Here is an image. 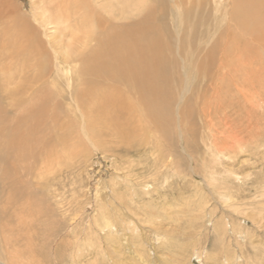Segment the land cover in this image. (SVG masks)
I'll return each mask as SVG.
<instances>
[{
	"label": "bare ground",
	"instance_id": "bare-ground-1",
	"mask_svg": "<svg viewBox=\"0 0 264 264\" xmlns=\"http://www.w3.org/2000/svg\"><path fill=\"white\" fill-rule=\"evenodd\" d=\"M221 1L220 15L207 24V0H171V5H164V0H30V14L14 0H0V216L13 220V230H22L27 223L34 226L35 218L45 216L47 179L54 159L64 165L79 154L87 156L89 148L108 151L116 163L110 184L115 201L124 183H131L135 196L138 183L143 191L152 188L146 180L133 181L145 174L148 163L124 167L128 163L124 157L146 156L150 171L178 165L174 146L165 151L160 139L174 137L178 126L182 133L194 136L195 115L209 125L211 138L221 130L222 135L211 143L216 156L236 144L241 153L251 145L259 148L263 133L239 135L243 128L234 129L229 102H238L243 94L245 101L263 107L256 88H250L249 94L244 85L239 88V76L242 84L250 81V74L264 84L260 72L264 71V0ZM215 3L218 10L220 5ZM133 4L136 9L131 8ZM181 6V11H187L179 13ZM169 10L174 11L178 28L165 39ZM192 17L189 35L178 37L184 30L181 22ZM247 51L262 61L261 67H239ZM242 60L251 65V60ZM227 80L232 88H224ZM230 96L232 101H227ZM95 197L100 205L95 232L107 233L110 240L118 231L109 213H116L117 207L100 193ZM126 207L131 209L128 203ZM2 210L12 212L9 216ZM134 225L124 220L122 230ZM86 234L82 231L80 237ZM88 240L81 244L76 263L93 254L87 264H96L102 245ZM124 240L129 242L128 237ZM116 243L109 244L114 253L122 254Z\"/></svg>",
	"mask_w": 264,
	"mask_h": 264
},
{
	"label": "rangeland",
	"instance_id": "rangeland-1",
	"mask_svg": "<svg viewBox=\"0 0 264 264\" xmlns=\"http://www.w3.org/2000/svg\"><path fill=\"white\" fill-rule=\"evenodd\" d=\"M14 1L23 5L22 10L26 13L31 11L30 0ZM209 1L207 0L204 11L208 18L205 17L207 24L213 22L214 15H220L222 11L221 0H216L220 5L218 10L215 0ZM171 3V0H164V5ZM136 7V4L131 5V8ZM179 9V13L187 11L185 8L181 11L182 6ZM133 13L137 14L138 11L134 10ZM175 18L174 11L169 10L164 19L167 32L165 39L169 34L174 35L177 32L178 21ZM192 18L181 22L184 30L177 34L178 37L189 35L191 23L195 20ZM10 37L12 38V35ZM203 40H206V37ZM204 42L202 41L203 44ZM251 54L254 53L247 51L242 55V59L247 58L248 61L253 58L251 65L240 58V68L261 67L262 61ZM260 72L264 75L263 70ZM252 78L250 74V81L242 84L239 76V88L244 85L243 88L248 89L247 93L256 88V92L261 93L259 97L264 101V84ZM227 82L224 85L226 89L232 86L230 81ZM239 97L238 102H229L232 103L229 116H235L231 120L234 129H246L247 131L241 129L239 132V135L244 137L252 132L253 135L263 133L264 136V102L260 103L263 106L261 109L259 104L253 105L245 101L243 94H239ZM226 100L232 101L231 96ZM236 116H239L238 119ZM194 117V136L190 132L182 133L178 126L174 129V137L160 139L165 151L174 146L172 152L180 159L178 165L160 166L158 170L150 171L148 165L151 162H147L146 156L129 154L124 157L123 162H128L122 163L124 167L130 163H138V167L140 162L148 163L145 174H138L141 177L133 181L146 180L152 184V188L147 189V192L143 191L138 183L139 185L134 187L138 192L136 196L132 195L129 189L131 183H124L116 200L112 199L110 184L114 179H111V174L116 163L113 158L108 157V151L106 155L89 148L90 153L87 156H74L68 161L70 165L66 162L64 165L58 164L54 159L50 164L51 170L47 179L49 191L45 216L35 218L34 226H31V223L25 224L22 230L17 227L13 230V220L0 216V264H87L93 254L84 256L82 261L78 258L80 263H76L74 259L81 255V244L85 245L88 237V242L97 243L98 247L102 245L98 254L96 248L94 251L97 254L96 264H264V140L258 143L259 148L251 145L243 153L239 144L230 146L228 151L218 157L211 148V143L216 136L222 135L221 130L211 138L209 125L197 115ZM190 134L191 142L188 143ZM206 135L209 139L205 138ZM149 136L153 138L154 133L150 132ZM252 151L255 153L252 154ZM157 154L161 155V152ZM65 158L67 159V156ZM123 189H126L124 193ZM97 193H100L103 199L113 200L112 206H115V209L117 207L116 213H109L110 220L115 223V229L118 231L110 240L107 239V233L95 232L94 219L100 214V205L96 204L95 200ZM126 203L132 210L126 207ZM69 207H74L75 210L65 212L64 208ZM11 212L3 211L8 215ZM245 216L249 219L247 222L244 220ZM123 219L133 221L135 225L131 228L139 229L138 233H134L130 228L122 230ZM81 230L87 232L85 237H80ZM76 236L80 237L77 242ZM6 237L9 242H5ZM126 237L129 238L127 244L123 242ZM113 242L119 243L115 244L116 250L121 249L122 254L114 253L113 246L109 244ZM133 244L136 248H128Z\"/></svg>",
	"mask_w": 264,
	"mask_h": 264
}]
</instances>
